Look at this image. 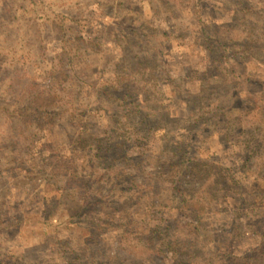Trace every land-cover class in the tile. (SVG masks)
Masks as SVG:
<instances>
[{
  "label": "rangeland",
  "instance_id": "rangeland-1",
  "mask_svg": "<svg viewBox=\"0 0 264 264\" xmlns=\"http://www.w3.org/2000/svg\"><path fill=\"white\" fill-rule=\"evenodd\" d=\"M153 228L264 246V0H0V264H175Z\"/></svg>",
  "mask_w": 264,
  "mask_h": 264
},
{
  "label": "trees",
  "instance_id": "trees-1",
  "mask_svg": "<svg viewBox=\"0 0 264 264\" xmlns=\"http://www.w3.org/2000/svg\"><path fill=\"white\" fill-rule=\"evenodd\" d=\"M48 109L49 108L47 107L35 108L34 113L30 114V118L33 119L34 121H37V120L40 121L42 117H45V120H47L53 116V112ZM179 159L181 160L174 162L172 165L170 164L168 165V168L170 169L169 171L171 173V179L169 182L173 183L179 188H181V186L185 187L183 190L179 189V191H183V195L186 196V181H185L186 176L184 174V166L182 165L184 155H181ZM208 171H210V169H208ZM181 178H183V180H181ZM213 178L215 179V177ZM217 181L225 183V187L227 189V190L221 189L220 192L231 190L234 184L233 183L234 179L227 172H225L223 176L221 175L217 176L214 182L217 183ZM204 193H205V188H204ZM145 196H147V194ZM205 197L206 196L204 197L202 196V199L199 202H197L198 204L197 208L195 207L196 203L193 204V202H190V201L187 202L186 198L185 200H183L184 208L187 210H190L193 216L192 218L193 221L190 224V227H191L190 232L196 236H197V230H199L198 224L201 222L199 217L201 216V214L205 212V210L208 209L209 204H210L209 201L212 199V196L206 197V198ZM191 199H194V198H191ZM193 222L197 224L195 225V223ZM167 229H169V226H167ZM150 232H151V235L148 238V246L150 248L152 247V250L151 251L149 250V252H151V254L156 255L157 257L163 255L164 257L167 258L170 255L175 264H183L182 262H177V258L183 255L184 256L189 255L187 253L188 251H190V248L192 249L194 248L193 246H188V245L186 246L185 239L184 240L176 239L174 235L161 238L158 230L154 228L150 229L149 233ZM156 244H159V248L157 250H153V247ZM203 257L204 258H203L202 264H264V246L260 245L259 247L250 249L247 252L240 254V255H233V253L229 252L227 253V255L220 256L219 258L217 257L209 258L205 256ZM186 264H190V263H186Z\"/></svg>",
  "mask_w": 264,
  "mask_h": 264
}]
</instances>
